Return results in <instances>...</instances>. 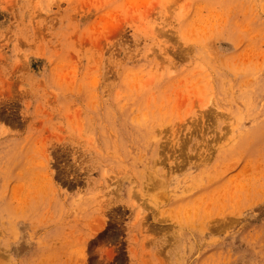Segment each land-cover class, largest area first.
Segmentation results:
<instances>
[{
  "label": "rangeland",
  "instance_id": "1",
  "mask_svg": "<svg viewBox=\"0 0 264 264\" xmlns=\"http://www.w3.org/2000/svg\"><path fill=\"white\" fill-rule=\"evenodd\" d=\"M0 264H264V0H0Z\"/></svg>",
  "mask_w": 264,
  "mask_h": 264
}]
</instances>
